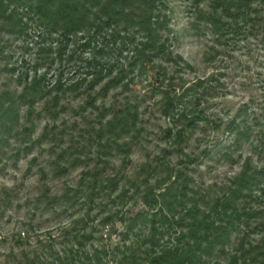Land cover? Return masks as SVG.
I'll return each mask as SVG.
<instances>
[{
  "label": "rangeland",
  "instance_id": "obj_1",
  "mask_svg": "<svg viewBox=\"0 0 264 264\" xmlns=\"http://www.w3.org/2000/svg\"><path fill=\"white\" fill-rule=\"evenodd\" d=\"M212 3L166 0L163 10L172 55L188 64L177 74L175 92L182 93L200 79L213 88L205 98V112L214 124L200 123L193 130L186 129L183 118L165 112L168 99L154 94L137 70L124 79L129 86L104 92L106 79L91 88V67L84 59H92L93 53L83 51L81 35H72L67 44L60 34H47L23 6L10 5L8 12L21 15L27 30L20 35L13 24L0 19V91L20 95L38 80L46 89L32 107L22 108L21 128L33 127L32 151L16 161L11 156L23 143L13 138L12 147L3 148L6 155L0 153V264H57L73 251L93 253L121 244L124 222L114 220L108 231L101 222L148 209L143 200L146 180L151 186L161 185L182 170L194 190L191 194L211 201L227 194L248 161L264 171V157L257 148L264 128V31L235 39L223 34L218 44L207 24L197 27L198 8L212 13ZM212 46L219 53H211ZM132 55L124 53L120 63L109 56L99 59L108 61V68L116 63L117 76L121 67L133 69ZM163 64L170 72L177 69L172 61ZM59 79L64 94L53 89ZM76 84L77 91H66ZM128 103L137 107L139 119L136 128L118 140L123 148L130 146L125 151L111 143L103 126ZM244 105L250 108L254 136L238 148L225 129ZM182 128L186 135H180ZM262 193L257 190L256 195ZM263 204L262 198L250 201L255 209H264ZM256 228L250 237L253 243L263 234ZM246 230L241 224L233 233L230 254L236 253ZM230 258L209 263L230 264Z\"/></svg>",
  "mask_w": 264,
  "mask_h": 264
},
{
  "label": "trees",
  "instance_id": "obj_2",
  "mask_svg": "<svg viewBox=\"0 0 264 264\" xmlns=\"http://www.w3.org/2000/svg\"><path fill=\"white\" fill-rule=\"evenodd\" d=\"M13 4L23 6L33 15L29 17L38 20L47 34H60L67 44L72 35H81L83 51L93 53L92 59H84L91 67V72L88 71L93 78L91 88L106 79L102 87L104 92L119 85L129 86L124 79L128 72L137 70L138 76L154 94L162 93L168 99L165 112L171 118H183L186 129L193 130L200 123L214 124L205 112V98L213 90L208 80L200 79L182 93L175 92L177 74L188 64L182 57H174L168 46V17L163 14L166 0H0V19L13 24V31L23 35L27 26L21 15L8 12ZM197 19V27L207 24L218 44H222L220 37L223 34L233 38L261 35L264 31V0H213L212 13L206 14L198 8ZM209 50L219 53L215 46ZM124 53L133 54L129 64L133 69L127 71L121 67L115 76L113 69ZM106 56L116 62L109 68L108 61L99 59ZM164 60L174 62L177 69L170 72L163 64ZM41 82L38 80L27 86L20 95L0 91V153L3 148L12 147L13 138H19L23 146L21 144L11 156L16 161L32 151L33 127L21 128L22 108L32 107L38 97L43 96L46 88ZM61 84L59 79L53 89L64 94L65 87ZM79 87L80 84H76L66 91H77ZM130 104L115 111L112 119L103 126L117 149L123 148L118 140L130 134L139 119L137 107ZM249 110L248 105L239 108L225 129L238 148L254 136ZM261 119L264 127V113ZM252 120L261 125L257 118ZM182 130L180 135H186V130ZM259 135L257 148L264 157V128ZM127 149L130 151V146ZM204 151L211 155L208 148ZM3 153L6 155L5 150ZM172 177L157 186H151L146 180L143 200L148 209L145 211L132 217L124 218L121 214L115 219L109 216L102 220L101 225L107 227V231L114 220L124 222L121 244L111 249H96L93 253L73 251L70 257L59 258L57 264H210V259L218 260L227 255L231 256L230 264H264V209L250 205V201L260 198L264 203L262 169L252 168L248 161L246 169L234 180L227 194L211 201L191 194L194 190L182 170L174 179ZM257 190L263 191L261 196L256 195ZM253 221L255 226H252ZM241 224H245L247 230L236 253L230 254L227 249L232 235ZM256 227L263 234L253 243L250 237L256 233ZM86 238L90 239L92 235Z\"/></svg>",
  "mask_w": 264,
  "mask_h": 264
}]
</instances>
